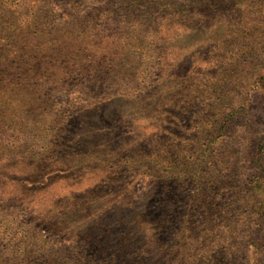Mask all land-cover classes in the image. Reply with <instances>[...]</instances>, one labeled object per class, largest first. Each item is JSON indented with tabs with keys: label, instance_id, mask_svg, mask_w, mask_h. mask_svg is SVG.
<instances>
[{
	"label": "rangeland",
	"instance_id": "1",
	"mask_svg": "<svg viewBox=\"0 0 264 264\" xmlns=\"http://www.w3.org/2000/svg\"><path fill=\"white\" fill-rule=\"evenodd\" d=\"M237 1L158 17L146 37L121 0H42L36 31L39 0L16 8L21 43L38 42L30 54L49 64L23 70L24 102L41 91L44 102L0 128L4 256L23 235L66 264H264V185L252 182L258 144L264 162V0ZM228 106L208 143L201 131Z\"/></svg>",
	"mask_w": 264,
	"mask_h": 264
},
{
	"label": "trees",
	"instance_id": "2",
	"mask_svg": "<svg viewBox=\"0 0 264 264\" xmlns=\"http://www.w3.org/2000/svg\"><path fill=\"white\" fill-rule=\"evenodd\" d=\"M38 3V7L36 8L37 11L34 13V16L37 17H32L31 19L27 20L29 28L33 29L34 31L37 30L36 28L39 25H42L43 20L39 18V15L46 12L43 11L44 7L46 9H50L49 5L46 4V2H42V0H39ZM237 3V0H121L122 6H120L119 9H132L135 12L138 11L141 13L138 21L140 25L139 33L142 36L146 37L148 32H145L143 25L145 26V24H147L148 22L153 23V28L155 30H158V17L160 19L164 15H177L179 19H183L188 18L189 16H197V14L207 17L209 15H212L214 12H225L236 9L237 7L235 8V6L237 5ZM3 5L4 1L0 0V128L2 127L1 124L6 125L8 121L10 125L15 127V129L17 127V129H19L20 120H22L24 114H26V112H33L31 110H33L32 107L35 104L34 102H44V99L41 100L40 98L46 96L47 94V92L44 93L42 91L34 92V94H30L29 102H24V100H26L25 97H27V92L23 91L22 89V84L24 82L23 76H25L23 75L24 67H28L29 71H32V68L35 67L42 70L44 68V65L47 66L49 62H42L41 60H36V57L31 56V54H35L37 52L36 50L40 46L38 42L34 44H22L20 41V18L19 16L15 18L14 11H20L19 13H21L22 10H18L16 8L18 7L20 9L21 7H25V0H21L20 2L18 1V3H16L14 7L9 6L8 8H6ZM51 13L56 16L58 21L62 19L58 14L55 13L53 9L51 10ZM57 40L59 39L57 38ZM59 47L62 48V45H58L54 48V50H56L55 55L60 54L61 50ZM23 52H25L28 57L25 58V54H23ZM53 62H51V64ZM158 63H162V60ZM155 67L158 71L159 69H161L159 65H155ZM79 68L80 66L78 67V69ZM147 71L148 73L151 71L150 66H147V68H145L144 72ZM177 71L181 75V71L178 68ZM20 73L22 74L20 75ZM32 76L33 77H31L30 80L38 78V76L34 72L32 73ZM262 78L263 77H258L257 81L262 80ZM142 81L143 80H141L139 83L141 84ZM258 83L259 82H257L256 84ZM40 84L44 85L46 90H48V82L38 83L37 86ZM262 85L264 88V83ZM194 93L196 94V96L191 97L187 101L193 102L195 99L201 96L199 90H194ZM37 95H40V97H38ZM229 108L230 110L227 112V114L217 112L218 116H216L214 119L211 118V120H209L208 128L201 131V136L203 135L204 138L208 139V143H211L214 140L213 136L215 135L216 131L226 130V127L229 123L228 118L232 117V111H236L232 106H230ZM221 120L222 122H219ZM34 123H36V121H34ZM34 125L37 127L36 124ZM262 148L263 146L261 144H258L256 151L257 154L253 159V162L260 168L255 174L252 181L253 183H255V185L257 184V187H259V183H262L264 185V162L260 156ZM28 151L30 154H32L34 148H29ZM189 173L191 175L195 174V172L193 171ZM253 207H255V205ZM257 214L259 218L261 217L264 219V202L262 200L258 202ZM4 238L5 237H3L2 239ZM21 244H23L24 247L20 251V247H16ZM28 244H31L29 238L21 235L20 238H17L16 243H14L13 245V250H15V254L13 256H4L2 251H0V264H37L36 262L39 260V264H66V261L64 259L62 262L61 259H54L53 252L51 250H48L45 245L40 246L36 251L33 252L29 251Z\"/></svg>",
	"mask_w": 264,
	"mask_h": 264
}]
</instances>
